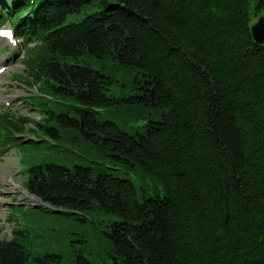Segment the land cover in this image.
<instances>
[{
	"label": "trees",
	"instance_id": "1",
	"mask_svg": "<svg viewBox=\"0 0 264 264\" xmlns=\"http://www.w3.org/2000/svg\"><path fill=\"white\" fill-rule=\"evenodd\" d=\"M260 14L264 0H0L43 114L35 128L0 112V146L43 141L17 136L30 131L61 158L78 144L96 156L29 163L23 187L47 205L33 208L117 216L105 248L66 264H264ZM120 69L125 95L109 93ZM17 232L0 238V264H64L31 257Z\"/></svg>",
	"mask_w": 264,
	"mask_h": 264
},
{
	"label": "rangeland",
	"instance_id": "2",
	"mask_svg": "<svg viewBox=\"0 0 264 264\" xmlns=\"http://www.w3.org/2000/svg\"><path fill=\"white\" fill-rule=\"evenodd\" d=\"M92 10L93 7L78 14H69L66 22L80 20ZM256 18L252 19V23ZM4 29H9L8 23L0 25V31ZM3 37L0 35V112L8 111L14 118H28L27 126L36 128L34 122L41 121L43 114L32 104L31 98L37 94L36 88L20 78L23 70L22 49L13 38L5 40ZM130 77L121 70L109 93L125 95L129 92L132 84ZM126 118L132 120L130 114ZM17 136L23 141H43L29 146L26 144L23 150L0 146V238H10L13 229L19 230L16 235L31 257L53 253L61 256L64 264L78 252L90 256L93 250L101 251L99 244L105 248L106 235L103 231L108 229V222L117 219L116 215L95 209L79 214L49 213L32 207L39 204L33 195L29 194L32 198L23 195L26 192L23 187L26 176L24 169L29 163L72 166L85 164L87 159L96 157L94 153L83 144H78L71 146L73 152L67 154L66 158H61L52 148H47L53 143L49 136L30 131L18 133Z\"/></svg>",
	"mask_w": 264,
	"mask_h": 264
},
{
	"label": "water",
	"instance_id": "3",
	"mask_svg": "<svg viewBox=\"0 0 264 264\" xmlns=\"http://www.w3.org/2000/svg\"><path fill=\"white\" fill-rule=\"evenodd\" d=\"M250 30L253 40L257 44H264V15L257 16L256 21L251 24Z\"/></svg>",
	"mask_w": 264,
	"mask_h": 264
},
{
	"label": "bare ground",
	"instance_id": "4",
	"mask_svg": "<svg viewBox=\"0 0 264 264\" xmlns=\"http://www.w3.org/2000/svg\"><path fill=\"white\" fill-rule=\"evenodd\" d=\"M3 39L7 40L9 39L8 37H3ZM23 195L25 198H32L29 194H27L26 192H23Z\"/></svg>",
	"mask_w": 264,
	"mask_h": 264
},
{
	"label": "snow or ice",
	"instance_id": "5",
	"mask_svg": "<svg viewBox=\"0 0 264 264\" xmlns=\"http://www.w3.org/2000/svg\"><path fill=\"white\" fill-rule=\"evenodd\" d=\"M0 35L9 36L10 33H8V32H3V33H0Z\"/></svg>",
	"mask_w": 264,
	"mask_h": 264
}]
</instances>
